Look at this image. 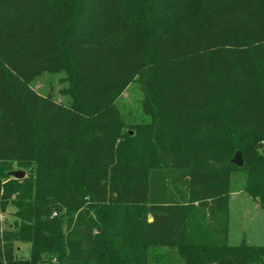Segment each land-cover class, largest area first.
I'll return each instance as SVG.
<instances>
[{
	"label": "trees",
	"instance_id": "trees-1",
	"mask_svg": "<svg viewBox=\"0 0 264 264\" xmlns=\"http://www.w3.org/2000/svg\"><path fill=\"white\" fill-rule=\"evenodd\" d=\"M59 71L69 105L31 85ZM235 170L264 203V0H0V264H264L229 243Z\"/></svg>",
	"mask_w": 264,
	"mask_h": 264
},
{
	"label": "rangeland",
	"instance_id": "rangeland-1",
	"mask_svg": "<svg viewBox=\"0 0 264 264\" xmlns=\"http://www.w3.org/2000/svg\"><path fill=\"white\" fill-rule=\"evenodd\" d=\"M30 76L27 75V77ZM31 85L43 95H50L58 102L70 104L63 71L37 74L31 79ZM144 98L145 91L141 79L137 78L126 87L117 99L122 135H126L124 132L126 129L134 135L143 126L150 125L151 117L145 113L142 105ZM122 135L117 139V144L120 142V146H125V137ZM24 171L27 175L26 170ZM230 180L232 185L229 193V243L235 245L245 239L249 243L264 245V203L244 189L246 179L243 172L233 171ZM6 219L10 220L7 215L3 214V220ZM20 247L19 255L28 257L30 245L22 244ZM170 256L174 260L180 261L175 253Z\"/></svg>",
	"mask_w": 264,
	"mask_h": 264
},
{
	"label": "water",
	"instance_id": "water-1",
	"mask_svg": "<svg viewBox=\"0 0 264 264\" xmlns=\"http://www.w3.org/2000/svg\"><path fill=\"white\" fill-rule=\"evenodd\" d=\"M231 162L237 166L243 165L244 161L240 150H237L235 152L233 158L231 159ZM9 174L18 179L24 178L26 176L25 171L21 169L12 170L9 172Z\"/></svg>",
	"mask_w": 264,
	"mask_h": 264
},
{
	"label": "built area",
	"instance_id": "built-area-1",
	"mask_svg": "<svg viewBox=\"0 0 264 264\" xmlns=\"http://www.w3.org/2000/svg\"><path fill=\"white\" fill-rule=\"evenodd\" d=\"M0 218L3 219V214H1Z\"/></svg>",
	"mask_w": 264,
	"mask_h": 264
},
{
	"label": "crops",
	"instance_id": "crops-1",
	"mask_svg": "<svg viewBox=\"0 0 264 264\" xmlns=\"http://www.w3.org/2000/svg\"><path fill=\"white\" fill-rule=\"evenodd\" d=\"M21 245H22V244H21ZM21 245H20V246H21ZM20 246H19V248H21Z\"/></svg>",
	"mask_w": 264,
	"mask_h": 264
}]
</instances>
